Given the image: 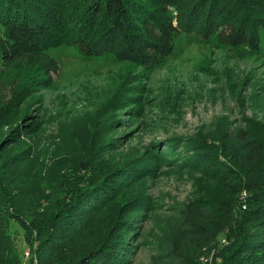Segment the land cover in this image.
Returning a JSON list of instances; mask_svg holds the SVG:
<instances>
[{
    "label": "trees",
    "instance_id": "obj_1",
    "mask_svg": "<svg viewBox=\"0 0 264 264\" xmlns=\"http://www.w3.org/2000/svg\"><path fill=\"white\" fill-rule=\"evenodd\" d=\"M191 35L255 54L264 39V0H0V74L33 68L50 79L59 64L47 49L64 43L84 60L108 56L156 68ZM17 85L0 90V264H22L10 221L23 228L27 264H131V236L148 198L125 199L123 191L156 168L146 159L109 167L100 156L78 160L79 172L66 161L53 171L55 161L36 156L29 177L20 164L35 156L31 145L5 155L32 128L24 120L10 125L25 100V83ZM218 140L199 133L183 143L181 164L207 181L168 216L178 244L163 247L164 264L197 263L179 244L213 246L212 264H264V125L232 128ZM219 233L225 243L216 248Z\"/></svg>",
    "mask_w": 264,
    "mask_h": 264
},
{
    "label": "rangeland",
    "instance_id": "obj_2",
    "mask_svg": "<svg viewBox=\"0 0 264 264\" xmlns=\"http://www.w3.org/2000/svg\"><path fill=\"white\" fill-rule=\"evenodd\" d=\"M47 51L59 64L50 79L33 68L0 74V90H11L17 82L26 85L25 100L10 125L24 120L33 128L9 145L5 155L31 145L35 156L20 164L29 177L38 166L36 156L55 161L53 171L65 161L64 167L74 168L78 160L96 162L100 156L109 167L146 159L155 172L123 191L125 199L148 198L131 236V264H164L163 247L178 244L168 216L184 208L196 196L197 184L207 181L181 164L188 154L183 143L199 133L218 142L223 131H254L264 125V39L253 54L245 47L228 50L197 36L180 37L173 57L147 69L108 56L84 60L66 43ZM130 107L137 111L129 112ZM3 129L5 136L8 128ZM110 140H116L115 146L99 152V145ZM10 226L21 263L27 264L23 228L16 221ZM223 239L219 233L214 247H221ZM177 247L196 264L212 263L213 246Z\"/></svg>",
    "mask_w": 264,
    "mask_h": 264
},
{
    "label": "built area",
    "instance_id": "obj_3",
    "mask_svg": "<svg viewBox=\"0 0 264 264\" xmlns=\"http://www.w3.org/2000/svg\"><path fill=\"white\" fill-rule=\"evenodd\" d=\"M205 264H212L210 261H207Z\"/></svg>",
    "mask_w": 264,
    "mask_h": 264
}]
</instances>
